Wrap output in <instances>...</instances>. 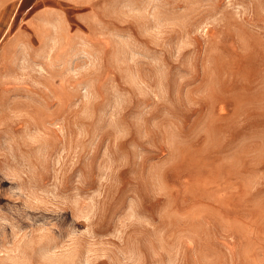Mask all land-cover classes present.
Instances as JSON below:
<instances>
[{
  "label": "rangeland",
  "instance_id": "rangeland-1",
  "mask_svg": "<svg viewBox=\"0 0 264 264\" xmlns=\"http://www.w3.org/2000/svg\"><path fill=\"white\" fill-rule=\"evenodd\" d=\"M28 1L0 264H264V0Z\"/></svg>",
  "mask_w": 264,
  "mask_h": 264
},
{
  "label": "crops",
  "instance_id": "crops-1",
  "mask_svg": "<svg viewBox=\"0 0 264 264\" xmlns=\"http://www.w3.org/2000/svg\"><path fill=\"white\" fill-rule=\"evenodd\" d=\"M29 6L28 0H0V48H2L5 43L14 41L12 35L8 34L10 27L12 25L13 18L20 8L21 5ZM10 35V36H9ZM2 51V50H1ZM5 52H0V59L4 56ZM1 63V62H0Z\"/></svg>",
  "mask_w": 264,
  "mask_h": 264
}]
</instances>
